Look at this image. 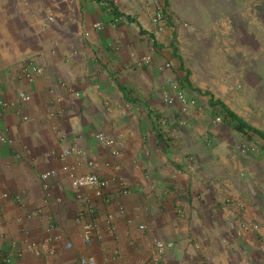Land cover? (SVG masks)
I'll return each mask as SVG.
<instances>
[{
	"label": "crops",
	"instance_id": "obj_1",
	"mask_svg": "<svg viewBox=\"0 0 264 264\" xmlns=\"http://www.w3.org/2000/svg\"><path fill=\"white\" fill-rule=\"evenodd\" d=\"M98 7L80 6L76 32L55 43L0 28V101L8 103L0 105V137L7 139L0 142V264H78L81 256L97 264H154L156 241L166 245L160 264H264V139L237 131L210 103L214 94L264 133V91L251 84V65L236 79L245 85L229 94L233 99L227 89L214 92V73H203L213 81L207 94L208 85L191 87L199 82L195 71L190 75L183 56L168 47V31L157 35L146 14H124L134 21L112 27L115 16ZM98 21L103 31L93 30ZM145 54L152 63L136 66ZM168 60L174 67L163 69ZM29 63L41 69L31 82L23 72ZM171 76L197 105L165 104ZM21 93L30 101L21 102ZM100 135L114 144L103 145ZM64 149L74 150L68 162L78 175L108 181L94 214L100 237L89 245L83 226L92 214L67 176L52 179L49 189L41 180L61 168ZM48 239L52 254L28 249Z\"/></svg>",
	"mask_w": 264,
	"mask_h": 264
},
{
	"label": "rangeland",
	"instance_id": "obj_2",
	"mask_svg": "<svg viewBox=\"0 0 264 264\" xmlns=\"http://www.w3.org/2000/svg\"><path fill=\"white\" fill-rule=\"evenodd\" d=\"M110 2L123 15L131 14L136 18L146 14L151 23L156 7L163 8L166 20L164 31L171 35L168 47L173 53L183 56L186 71L190 75L195 71V78L199 81L191 83V87L201 90L199 84L205 88L208 85L203 92L213 94L210 91L213 81L204 80V74L213 77L214 73L217 79L214 92L223 94L227 89V98L232 97L229 95L231 92L241 93L244 90L243 78L238 83L236 79L244 74L246 64L251 65L247 67L252 71L249 77L251 84L264 91V1L0 0V28L20 39L32 36L41 43H55L60 37L68 38V32H76L81 19L80 6L86 5L87 8L90 4H98V10L107 11L106 5ZM101 23L104 24L103 21ZM115 25L111 22L112 27ZM81 35L86 37V32ZM152 42L150 48L154 49ZM156 51H152L153 55ZM234 102L238 99L234 98Z\"/></svg>",
	"mask_w": 264,
	"mask_h": 264
},
{
	"label": "built area",
	"instance_id": "obj_3",
	"mask_svg": "<svg viewBox=\"0 0 264 264\" xmlns=\"http://www.w3.org/2000/svg\"><path fill=\"white\" fill-rule=\"evenodd\" d=\"M252 1H259L262 2L264 0H252ZM107 11L112 14V8H110L108 5ZM121 17H114L113 22L114 25L121 20ZM152 23L156 27V34L162 33L166 27V20H165V13L163 8L160 6L156 7L155 12L152 17ZM104 24L101 22H96L93 25V30L100 32L103 31ZM89 33L86 32V36H88ZM113 47L116 51L120 50V47L116 44L110 45ZM152 63V56L151 55H144L141 57H137L135 60V65L138 67H146L149 66ZM163 69H171L172 63L171 62H165L162 66ZM24 76L28 81H33L34 75L41 74V69L36 66L35 64H30L23 68ZM168 83V89H166L163 92V100L166 105L168 106H175L177 104H181L183 106L187 105H197V101L193 98H191L186 91V88L183 87V84H181L175 76H171L167 79ZM1 95L4 94V91H0ZM20 100L23 103H27L30 101V95L27 93H21ZM0 105L2 107L8 106V103L4 100L0 101ZM217 122L221 121V118H216ZM164 123V120L161 121ZM99 140L102 142L105 146L113 145L114 142L111 140H106L102 135L99 136ZM7 139L5 137H0V142L6 143ZM243 149V148H242ZM248 147L245 146L244 150H247ZM119 152L118 150L114 151L113 154L117 155ZM74 154V150L72 149H64L59 154V159L62 162V166L59 170H49L47 172H44L41 174V180L43 182V186L45 189H49L51 185V180L60 176V174H65L67 176V179L70 182L71 188L76 193L77 199L80 201L85 202V205L89 211V214H92V217L87 220V222L83 226V239L84 243L86 245H89L92 243V241L96 238H99V229H98V223L97 218L94 216L96 212L97 207V201L105 199V195L107 193L108 189V181L106 179H103L99 177L96 174L93 173H87L83 175H78L76 172V168L71 165L68 162V158H70ZM84 191L90 192V201L89 196H87ZM126 192V191H124ZM19 199V198H17ZM109 202V199L108 201ZM113 216L108 215L107 216V222H108V231L114 232V227L112 225ZM256 228V226H254ZM53 229V225H49V231ZM139 229L141 231L146 230V226L144 224H141L139 226ZM51 240H45L42 244L38 246H29L28 249L34 250L37 255H44V254H52L53 250L50 248ZM131 246H134V242H130ZM66 248L70 249L73 247V245L68 242L66 243ZM166 250V245L162 241H156V247H155V253H154V264H160L164 252ZM78 264H97L96 259L91 256H81L78 260Z\"/></svg>",
	"mask_w": 264,
	"mask_h": 264
},
{
	"label": "trees",
	"instance_id": "obj_4",
	"mask_svg": "<svg viewBox=\"0 0 264 264\" xmlns=\"http://www.w3.org/2000/svg\"><path fill=\"white\" fill-rule=\"evenodd\" d=\"M110 5H112L111 8L113 9V15L115 17L122 18L116 24L122 23L125 18L129 20V22L134 21L130 16H124L121 12H119V10L114 6L113 3H110ZM141 31L142 33H145L143 30ZM207 94H210V93L208 92ZM210 103L212 106H220L222 108L224 115L234 124V127L237 131L239 132H244L245 130L251 131L252 133L264 139L263 132L247 124L241 117H239L236 113L230 110L221 100H215L213 95H211Z\"/></svg>",
	"mask_w": 264,
	"mask_h": 264
},
{
	"label": "clouds",
	"instance_id": "obj_5",
	"mask_svg": "<svg viewBox=\"0 0 264 264\" xmlns=\"http://www.w3.org/2000/svg\"><path fill=\"white\" fill-rule=\"evenodd\" d=\"M110 3H111V2H110ZM110 3H108V6L111 8L112 5H110ZM112 10H113V9H112ZM112 14H113V11H112ZM178 81H179V80H178ZM179 82H180V81H179ZM180 83H181V82H180ZM181 84H183V83H181ZM183 87H184V86H183ZM186 91H187V90H186ZM187 94H188V92H187ZM188 95H189V94H188ZM221 121H222V120H221ZM221 121H220V122H221Z\"/></svg>",
	"mask_w": 264,
	"mask_h": 264
}]
</instances>
